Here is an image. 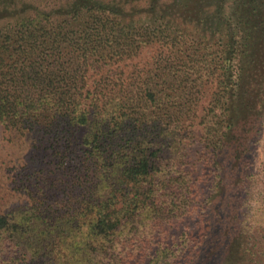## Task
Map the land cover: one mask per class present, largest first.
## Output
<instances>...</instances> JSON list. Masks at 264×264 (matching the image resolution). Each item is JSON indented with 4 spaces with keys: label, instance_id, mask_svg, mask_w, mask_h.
I'll use <instances>...</instances> for the list:
<instances>
[{
    "label": "trees",
    "instance_id": "trees-1",
    "mask_svg": "<svg viewBox=\"0 0 264 264\" xmlns=\"http://www.w3.org/2000/svg\"><path fill=\"white\" fill-rule=\"evenodd\" d=\"M211 2L216 20L204 0H0V124L46 139L65 173H30L27 203L0 213V264L103 263L179 207L201 209L188 243L151 262L264 264V195L239 202L264 126V0ZM204 92L201 181L184 165Z\"/></svg>",
    "mask_w": 264,
    "mask_h": 264
},
{
    "label": "rangeland",
    "instance_id": "rangeland-1",
    "mask_svg": "<svg viewBox=\"0 0 264 264\" xmlns=\"http://www.w3.org/2000/svg\"><path fill=\"white\" fill-rule=\"evenodd\" d=\"M23 3H31L40 7H51L54 5V0H21ZM68 0H56V6L58 4H65ZM205 5L208 6L209 15L213 20H216L215 8H212L211 0H204ZM21 7V4L18 6ZM227 8V4H226ZM34 9L32 6L28 5V10ZM30 13V11H29ZM228 14L227 10L225 13H222L223 16ZM5 23L0 20V27ZM154 49H152L153 51ZM152 55L148 49H145V53L135 59L131 63H137L140 67L143 66L145 61ZM131 67V66H129ZM210 92H204L201 94L202 98L200 100L201 106L197 110L196 120L192 124V129L194 131V138L192 141H188L186 145L185 153L186 158L189 161L187 165H184L185 169L189 167L193 171V177L201 179V174H203L205 166V158L203 153L199 150H203V146L200 142L202 135L204 134V126L201 123V118L204 114V108L207 106V103L210 101ZM85 132L84 127H82L78 136L81 138ZM250 151L252 150L254 154V159H251L253 164L248 163L247 168L251 166L250 172L254 173L253 181L248 183V188L244 193L241 191L239 202L242 205V208L245 209V212H248L252 206L256 207L258 201H255L257 198H260L258 194L264 195V126L257 136L251 139ZM46 139L40 141L36 139L35 136L26 135L21 136L10 128L5 127L3 124H0V213H4L7 209L17 206L19 204H25L28 201V197L21 190L23 183L32 179L33 182L36 181L34 177H28L30 173L37 171H45L50 179H60L63 174V169L58 163L59 160L55 159L54 156H51L50 152L45 150L47 145ZM250 153L247 154L246 160L250 162V159L247 158ZM229 157V155H227ZM233 164V162H232ZM180 166V165H179ZM37 176V175H36ZM65 177V176H63ZM230 183L233 185L236 180L235 174H230L228 176ZM201 181L198 180L199 184ZM235 191V190H234ZM233 191V192H234ZM233 192H230L229 195H232ZM238 196V195H236ZM264 197V196H263ZM246 198V199H245ZM172 199V198H171ZM245 199V200H243ZM243 200V201H242ZM263 203L264 210V199L261 201ZM179 207V206H178ZM179 211L173 212L166 216L168 221L166 224L163 223V228L156 233L151 241V245L143 246L146 243L143 238L138 240H123L126 244H123L120 239L117 240L118 243H115L113 246L115 251H103L102 260L99 264H165L166 255L163 253V257L159 256L158 261H152V255L155 253L156 249L159 248V244L163 243L167 246H174L177 242H181V237L184 239V242H181L184 247L189 239V234H186L189 231V227L192 224H195L198 216V211L201 209L198 208L191 212L189 208L179 207ZM186 241V242H185ZM249 245V244H248ZM251 245V244H250ZM111 253V255H110ZM84 254V253H82ZM73 258V257H72ZM74 262L79 263L81 260L80 255L73 258ZM76 264V263H75Z\"/></svg>",
    "mask_w": 264,
    "mask_h": 264
}]
</instances>
